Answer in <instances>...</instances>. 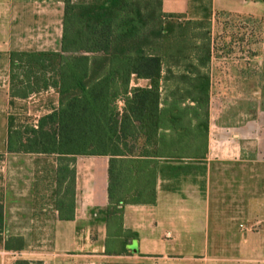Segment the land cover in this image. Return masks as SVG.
<instances>
[{
    "label": "crops",
    "instance_id": "1",
    "mask_svg": "<svg viewBox=\"0 0 264 264\" xmlns=\"http://www.w3.org/2000/svg\"><path fill=\"white\" fill-rule=\"evenodd\" d=\"M205 1L213 19L264 20V0H162V12L195 20L192 6ZM63 15V0H0V264H264V171L248 173L245 185L260 182L242 211L225 200L215 213L209 194L215 163L264 168V54L261 63H209L207 157L159 161L155 202L116 210L108 156L8 150L19 127L3 104L31 98L11 79V55L60 51ZM244 222L259 230L245 235Z\"/></svg>",
    "mask_w": 264,
    "mask_h": 264
},
{
    "label": "trees",
    "instance_id": "2",
    "mask_svg": "<svg viewBox=\"0 0 264 264\" xmlns=\"http://www.w3.org/2000/svg\"><path fill=\"white\" fill-rule=\"evenodd\" d=\"M63 2L60 51L11 55L12 71L27 65L43 74L44 89H57L58 107L36 125L11 129L8 150L108 156L111 206L153 204L159 161L207 157L210 42L191 51L181 16L164 14L162 0ZM172 68L181 71L167 85ZM132 79L148 85L131 87Z\"/></svg>",
    "mask_w": 264,
    "mask_h": 264
},
{
    "label": "rangeland",
    "instance_id": "3",
    "mask_svg": "<svg viewBox=\"0 0 264 264\" xmlns=\"http://www.w3.org/2000/svg\"><path fill=\"white\" fill-rule=\"evenodd\" d=\"M206 4L207 2L205 1L204 3L195 4L194 8L192 6L190 14L197 17L195 20H187L181 17V22L179 23L185 29L184 35L187 39L184 42L185 45L187 44L188 47H191L190 50L194 52V47L210 42L212 54L210 63H261L255 59V56L264 54V20L247 21L241 17L213 19L204 10ZM179 30L181 29L179 28L176 33H179ZM224 57L226 60L223 59ZM166 67L167 64L164 63L165 75H167ZM4 69H7V63H0V71L2 73ZM180 71L181 69L172 68V73L169 74L170 81L167 85H173L174 75L180 74ZM42 75L40 73L33 74L27 65L25 67H15L13 71L11 68V79L16 86H19L22 81L26 82L29 80L33 83L34 88L30 99L25 101L13 100L12 102L9 100L8 103L3 104L4 109L12 114L13 125L22 126V128L36 125L37 120L44 113L58 107L59 94L57 89L53 87L44 89V78ZM2 76L0 74V81H2ZM46 78H51V76L47 74ZM131 87H134V83H131ZM26 90L30 91L29 88ZM123 106V102L119 101L118 107L120 110L123 109ZM263 171L264 168L262 166L259 168L246 164H237L235 166L232 164L225 171L224 166L215 163L209 188L210 199L215 213L219 209V205L225 200H228L226 204H229L230 201L232 204L235 203V209L244 210L245 204L250 198L248 193L257 191L258 182H260L250 180L249 185H245L247 182L246 177L249 176L248 173L260 174ZM224 180L232 181V185L223 187ZM224 206L227 205L224 204ZM228 207L234 208L231 205ZM244 223L238 229L245 235L247 230L249 232H257L259 230L257 224ZM213 246L216 250L218 244H213Z\"/></svg>",
    "mask_w": 264,
    "mask_h": 264
}]
</instances>
